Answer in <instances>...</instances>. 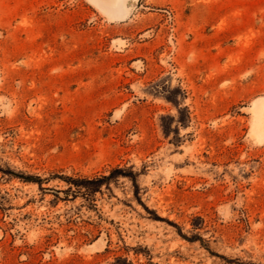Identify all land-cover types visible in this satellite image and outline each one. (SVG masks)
<instances>
[{
	"label": "rangeland",
	"instance_id": "obj_1",
	"mask_svg": "<svg viewBox=\"0 0 264 264\" xmlns=\"http://www.w3.org/2000/svg\"><path fill=\"white\" fill-rule=\"evenodd\" d=\"M0 264H264V0H0Z\"/></svg>",
	"mask_w": 264,
	"mask_h": 264
}]
</instances>
